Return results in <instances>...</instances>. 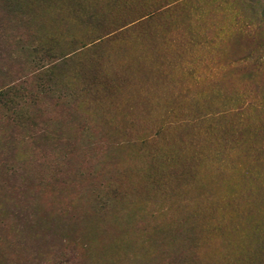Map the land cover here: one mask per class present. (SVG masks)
I'll return each mask as SVG.
<instances>
[{
  "label": "rangeland",
  "instance_id": "rangeland-1",
  "mask_svg": "<svg viewBox=\"0 0 264 264\" xmlns=\"http://www.w3.org/2000/svg\"><path fill=\"white\" fill-rule=\"evenodd\" d=\"M0 264H264V0H0Z\"/></svg>",
  "mask_w": 264,
  "mask_h": 264
},
{
  "label": "trees",
  "instance_id": "trees-1",
  "mask_svg": "<svg viewBox=\"0 0 264 264\" xmlns=\"http://www.w3.org/2000/svg\"><path fill=\"white\" fill-rule=\"evenodd\" d=\"M49 50H50V49H49V48H47V49H46V52H49ZM53 67H55V65H53ZM53 67H52V68H53Z\"/></svg>",
  "mask_w": 264,
  "mask_h": 264
}]
</instances>
